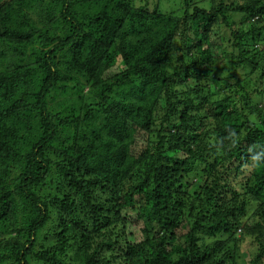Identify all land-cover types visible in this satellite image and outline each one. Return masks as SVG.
Listing matches in <instances>:
<instances>
[{
	"label": "trees",
	"instance_id": "obj_1",
	"mask_svg": "<svg viewBox=\"0 0 264 264\" xmlns=\"http://www.w3.org/2000/svg\"><path fill=\"white\" fill-rule=\"evenodd\" d=\"M248 249L264 264V0H0V264Z\"/></svg>",
	"mask_w": 264,
	"mask_h": 264
},
{
	"label": "rangeland",
	"instance_id": "obj_2",
	"mask_svg": "<svg viewBox=\"0 0 264 264\" xmlns=\"http://www.w3.org/2000/svg\"><path fill=\"white\" fill-rule=\"evenodd\" d=\"M31 18L32 19H35V16L32 15ZM12 61H13L14 65H15L16 64V60L13 59ZM231 72H232V69H231ZM111 75H113V74L112 73H108L106 75V77H110ZM242 75H243V73H242ZM65 98H66L67 101L70 99V97H68V96H66ZM74 99H76V97H74ZM62 101H63V97H59L55 101V103L57 105H60V102H62ZM60 189H61V187L58 188L57 193L60 191ZM53 193H54V189H53ZM215 239L218 240V239H221V237L220 236H217ZM213 240H214L213 237L212 238H202L201 242L205 244V243L211 242ZM243 247H244V245L242 244L241 245V248H243ZM253 253H254V251L251 250V249L244 250V251L242 250L240 253L238 252L237 257H236V260H235L236 261V264H248L247 261L250 259V257L253 255ZM225 261H227L228 264H231V260L228 257L225 258Z\"/></svg>",
	"mask_w": 264,
	"mask_h": 264
}]
</instances>
